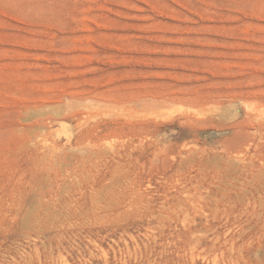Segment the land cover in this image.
<instances>
[{"label":"rangeland","instance_id":"obj_1","mask_svg":"<svg viewBox=\"0 0 264 264\" xmlns=\"http://www.w3.org/2000/svg\"><path fill=\"white\" fill-rule=\"evenodd\" d=\"M0 264H264V0H0Z\"/></svg>","mask_w":264,"mask_h":264},{"label":"bare ground","instance_id":"obj_2","mask_svg":"<svg viewBox=\"0 0 264 264\" xmlns=\"http://www.w3.org/2000/svg\"><path fill=\"white\" fill-rule=\"evenodd\" d=\"M201 5H203V4H201ZM89 148L90 147H86L80 157H78V158H70L67 161V165L72 170V173L75 174L74 176H76V179H78L76 181L74 187L75 186H79V185H80V187H85L87 184L90 185V183H91L92 187H94V188H92L93 191H91V193H88V194H86L87 193L86 191H83L84 189L83 190L81 189V190H82V194L83 195H87L88 196V202H86V205H85L86 206L85 210H86L87 215L88 214L92 215L93 216L92 218H96L97 219V218L101 217L100 213L103 210L105 211L106 206L108 207L109 203H111L113 201L112 200L113 198H110V201H107L106 199L101 198V197H103L102 195H104V196L108 195V194H106V195L104 194V188L103 187H105V186H102L99 190L95 189V186L98 184V181L101 182V180L104 178V176H103L104 174L102 173V171L105 170V168L108 167V160H106V156H105V153H104L105 149L96 147V150H94V149H89ZM105 178H106V176H105ZM112 180H114V179H112ZM117 181H119V180H117ZM245 181H247V180L245 179ZM245 183H247V182H245ZM103 184H105V183H103ZM70 188H71V186H70ZM75 189H78V188H75ZM74 193H75V191H74ZM78 193H80V192H78ZM76 201H77V199H76ZM79 201H81V200H79ZM106 201L108 202V205H107ZM81 205H83V204H81ZM68 206H69V204H68Z\"/></svg>","mask_w":264,"mask_h":264}]
</instances>
